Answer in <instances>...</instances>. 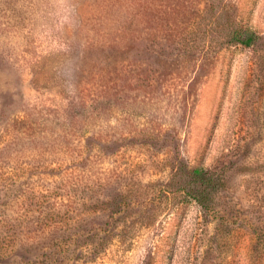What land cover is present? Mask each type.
Instances as JSON below:
<instances>
[{"label":"rangeland","instance_id":"obj_1","mask_svg":"<svg viewBox=\"0 0 264 264\" xmlns=\"http://www.w3.org/2000/svg\"><path fill=\"white\" fill-rule=\"evenodd\" d=\"M0 264H264V0H0Z\"/></svg>","mask_w":264,"mask_h":264},{"label":"trees","instance_id":"obj_2","mask_svg":"<svg viewBox=\"0 0 264 264\" xmlns=\"http://www.w3.org/2000/svg\"><path fill=\"white\" fill-rule=\"evenodd\" d=\"M246 36L245 38H242L240 39L239 42H241L242 44L244 45H247V46H250L253 44L254 42V38L256 37L255 33L253 31H246ZM176 172L173 174V178L171 179V181L168 183V186L171 188V191L176 193L177 192V188L175 189L176 187V182H174L176 179ZM192 177H196V181H198V179H201V185H204L206 182H208L209 180V175L205 172H203L201 169H195L193 172H192ZM209 184V183H208ZM179 187V186H178ZM199 187H202L199 185ZM188 193L193 196L195 198V200L203 205V206H209L208 204V200H207V197H205V194H206V191L205 189H200L198 187H191L188 189ZM110 222L107 221L105 223L106 224H109Z\"/></svg>","mask_w":264,"mask_h":264}]
</instances>
